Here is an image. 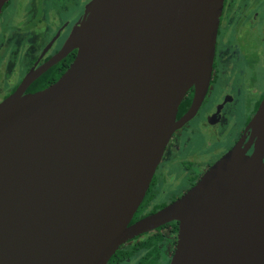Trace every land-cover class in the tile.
<instances>
[{
	"label": "water",
	"instance_id": "obj_1",
	"mask_svg": "<svg viewBox=\"0 0 264 264\" xmlns=\"http://www.w3.org/2000/svg\"><path fill=\"white\" fill-rule=\"evenodd\" d=\"M7 0H0V11ZM223 0H91L47 88L0 103V264H107L178 223L169 264H264V98L251 154L228 151L179 198L130 223L211 76ZM194 87L193 105L178 107Z\"/></svg>",
	"mask_w": 264,
	"mask_h": 264
},
{
	"label": "flooded vegetation",
	"instance_id": "obj_2",
	"mask_svg": "<svg viewBox=\"0 0 264 264\" xmlns=\"http://www.w3.org/2000/svg\"><path fill=\"white\" fill-rule=\"evenodd\" d=\"M69 1V4L67 3ZM91 0H7L0 11V103L19 91L31 94L56 82L76 49L57 60L73 26ZM12 11L10 15L7 11ZM194 87L181 101L176 119L193 105ZM264 98V0H223L207 90L194 115L170 137L148 189L130 223L179 198L223 155L239 146L251 154L256 138L249 124ZM211 139L195 149L198 133ZM163 161L174 170L161 178L181 177L180 190L156 202L157 170ZM166 162V163H167ZM172 165V164H171ZM178 223L170 221L128 239L107 264H169Z\"/></svg>",
	"mask_w": 264,
	"mask_h": 264
},
{
	"label": "rangeland",
	"instance_id": "obj_3",
	"mask_svg": "<svg viewBox=\"0 0 264 264\" xmlns=\"http://www.w3.org/2000/svg\"><path fill=\"white\" fill-rule=\"evenodd\" d=\"M69 4V1L67 2ZM10 13L13 14V12L10 10L7 11V14L10 15ZM211 139L213 138H206L204 136H202V133H198L197 135L195 134L194 137H192L191 142L192 144L195 146V149H198L200 151H206L208 144L210 143ZM167 161H163V164L160 166V168L157 170V177L159 176V187H158V198L156 200V202H160L164 199H169L171 198L176 192H178L180 189V185H181V177L176 178L175 180H171L167 178H161L160 175L163 174V172L167 171L168 169H170L172 167V169H170L169 171L171 172L172 170H174V162H167ZM172 164V165H171Z\"/></svg>",
	"mask_w": 264,
	"mask_h": 264
},
{
	"label": "trees",
	"instance_id": "obj_4",
	"mask_svg": "<svg viewBox=\"0 0 264 264\" xmlns=\"http://www.w3.org/2000/svg\"><path fill=\"white\" fill-rule=\"evenodd\" d=\"M117 251H118V249L116 250V252H117ZM116 252H115V253H116ZM111 257H112V256H111ZM109 260H111V259H109Z\"/></svg>",
	"mask_w": 264,
	"mask_h": 264
}]
</instances>
